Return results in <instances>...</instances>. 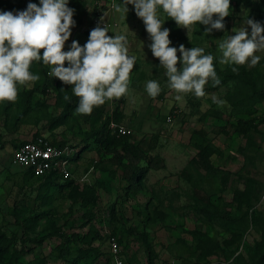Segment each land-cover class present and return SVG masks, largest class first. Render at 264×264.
I'll return each instance as SVG.
<instances>
[{
	"label": "rangeland",
	"instance_id": "obj_1",
	"mask_svg": "<svg viewBox=\"0 0 264 264\" xmlns=\"http://www.w3.org/2000/svg\"><path fill=\"white\" fill-rule=\"evenodd\" d=\"M95 1H68L75 26L64 51L71 50L73 41L84 46L98 26L92 20L98 9ZM101 1L106 9L123 5V0ZM230 5L224 29L211 33L205 32V25L188 30L178 27L158 9L159 18L165 21L163 28L176 35L169 38L170 47L179 49L180 41L185 49L203 48L205 55H213L219 80L224 77L221 72L229 76L215 87L209 80L203 98L191 93L175 98L132 4L126 5V16L113 8L105 12L107 24L99 25L108 28L109 36L124 35L128 54L135 57L127 95L94 107L89 115L79 114V98L62 81L59 88L51 85L45 92L29 94L51 70L42 60L32 63L30 71L39 80L31 87H19L15 102H0L1 263L17 259L25 264H114L117 249L126 264H264V51L256 53L260 62L252 67L221 64L218 48L235 30L246 28L248 19L264 26V1L230 0ZM18 7L16 0H0V12L15 15L23 11ZM177 55L182 56L179 51ZM177 67L182 68V63ZM151 80L161 87L155 98L146 92ZM213 96L224 103H214ZM236 98H242V103L233 106L231 100ZM69 99L71 107L66 104ZM63 111L67 113L63 122L52 127V118ZM240 119L249 121L243 131ZM112 122L131 130L130 140L153 157L152 162L142 160L146 172L139 192L127 187L123 167L112 162L111 150L89 137L103 123L111 134L120 136L111 128ZM37 134L68 146L73 153L84 144L88 147L71 161L70 174L46 179L12 161L14 144ZM200 152L218 167L216 171L201 166ZM165 184L169 187L162 188ZM87 185L93 188L86 191ZM194 190L210 199L218 211L228 212L231 219L210 220L198 213ZM93 194L96 202L87 203ZM88 209L95 213L93 219L87 216ZM15 211L31 217L27 235L35 240L22 239L26 229L16 221ZM60 227L81 232L92 227L100 236L91 242L96 251L72 263L69 259L79 253L78 247L87 246L76 244L65 252L66 259L60 258L58 245L64 243L53 234ZM27 247L34 250L16 257Z\"/></svg>",
	"mask_w": 264,
	"mask_h": 264
},
{
	"label": "clouds",
	"instance_id": "obj_2",
	"mask_svg": "<svg viewBox=\"0 0 264 264\" xmlns=\"http://www.w3.org/2000/svg\"><path fill=\"white\" fill-rule=\"evenodd\" d=\"M127 4L134 5L137 17L143 21L152 41L151 52L166 70L168 87L177 94V100L190 93L196 98L205 97L209 80L214 87L220 84L213 55H205L200 47H170V32L163 28L165 21L159 18L158 9L178 27L188 30L196 24L205 25V32L211 33L224 29L223 21L230 14V0H123L122 6L113 4L112 7L126 16ZM73 16L68 0H40V6L29 3L25 11L15 15L0 12V102H15L19 87H31L39 80L30 68L34 61L41 60L50 66V76L71 86L79 98L76 108L79 114L89 115L94 107L127 95L135 57L128 54L126 37L109 36L108 28L98 25L91 30L84 46L73 41L71 50L64 51L75 26ZM234 33L218 45L222 53L219 62L256 66L260 62L256 53L264 51V26L248 19L247 27ZM178 63H182V68L177 67ZM232 71L236 72L237 68L233 67ZM160 91L157 81L147 82L146 92L150 97H157ZM212 100L216 104L224 103L216 96Z\"/></svg>",
	"mask_w": 264,
	"mask_h": 264
},
{
	"label": "trees",
	"instance_id": "obj_3",
	"mask_svg": "<svg viewBox=\"0 0 264 264\" xmlns=\"http://www.w3.org/2000/svg\"><path fill=\"white\" fill-rule=\"evenodd\" d=\"M70 1V0H68ZM264 1V0H263ZM29 3H35L37 4V6H40V0H16V7H18L17 5H19V7L22 8L23 11H25L27 9V6ZM18 7V8H19ZM173 28H176V24L173 23ZM170 37H176V35L174 33L170 32L169 38ZM178 45H185L183 43H181L180 41H177ZM223 74V78L220 80V84H223L226 80L229 79V76H227V74L225 72H221ZM52 77L50 76H46V79L42 81V83H38L35 85L33 91L30 90L29 94H32L34 91H41V92H45L47 90V88H49L51 85H54V87H58L60 86V82L61 80L59 79H51ZM72 99L67 100V103L69 107H71V101ZM231 103L233 106H237L240 105V103H242V98H236V99H232ZM62 105V104H61ZM67 112L69 111L68 109H66ZM206 113H213L215 115H218L219 113H217L216 111L214 112L213 110H208L205 111ZM66 111H63L62 115L59 116H55L52 118V123L51 126L55 127L57 125H59L60 123L63 122V119L66 116ZM240 122V130L243 131L244 129V125L248 124L249 121L248 120H239ZM39 135V134H37ZM35 135V136H37ZM34 136V137H35ZM129 134L127 135H120V136H116L115 134H111L110 130L107 127L106 123H103L96 131H93L91 133V135H89V137L94 138L97 142H99L101 145H103L104 147H108L112 154H111V160L112 162H115L118 166L123 167V171H122V178L126 181L127 183V187L130 190H133L134 192H139L141 190V185L144 174L146 172V168H143L144 165L142 164V160H147V162H152L153 157L149 158L147 156V153L141 148L140 143H135L133 141L130 140V138L128 137ZM25 140H22L18 143L14 144V147H16L17 145H19L20 143H22ZM55 144L62 146L61 143L58 142H54ZM88 147L87 144H84L83 146H81L77 151H75V153H73V156L71 157V161L77 160L80 156L81 153ZM199 154V161L200 164H202L201 166L204 167L207 171L210 172H214L217 170L218 167H214L212 162H210L209 158L205 155L202 154L201 152L198 153ZM24 168V167H23ZM28 171H30L32 174H34L32 172L31 169L29 168H24ZM35 175V174H34ZM39 177H43L46 179H57L58 177H61L60 174L57 173H51V174H47V175H36ZM195 185V184H194ZM195 187V186H194ZM93 188L92 185H87L86 191ZM194 194V206L195 209L198 213L203 214L204 216H206L208 219L213 220V219H218V218H226V219H231L230 215L228 212H220L217 209H215L214 206H212V202L210 201V199H205L203 196H199L198 191H195ZM85 193V191H83L82 193V197L85 198V195H83ZM96 195L93 194L91 195V197H89V200L87 203H95L96 202ZM202 202V204L200 203ZM200 204V205H199ZM87 216L89 217V219H93L95 216V213L91 210L88 209L87 211ZM14 217L16 218V221L18 222V224L20 225V227H23L26 229V231H24V236L22 237V239H24L25 237H28V240H35V238H31L29 237V235H27V230L31 229V217L30 216H22L20 213H18L17 211L14 212ZM88 224V222H84V226H86ZM94 229L92 227L89 228L88 231L86 232H81L78 230H65L60 228H56L53 231L54 235H58V237H60L61 241L64 243V245L60 244L58 245V247L60 248V252L58 253V256L62 259H66V253H68L69 249L74 245L76 246V244H86V247H78L79 249V253L77 251L75 257L73 259H69L71 260L72 263H76L78 260L83 259L87 256H89L92 252L96 251V249L94 248V246L91 244L92 240L100 237L98 236V234L94 233ZM25 240V239H24ZM4 250V249H3ZM34 248L32 247H27L22 248L19 251V254L16 257H21L22 254L25 253H29L31 251H33ZM66 252V253H65ZM0 264H25L24 262H19L18 260L15 259L13 261H11L10 263H1ZM31 264V263H29ZM126 264V262H125Z\"/></svg>",
	"mask_w": 264,
	"mask_h": 264
},
{
	"label": "built area",
	"instance_id": "obj_4",
	"mask_svg": "<svg viewBox=\"0 0 264 264\" xmlns=\"http://www.w3.org/2000/svg\"><path fill=\"white\" fill-rule=\"evenodd\" d=\"M113 1L111 0L112 3ZM101 2V0L95 1L98 9L92 19L94 25L107 24V21L104 19V14L113 8L112 4L106 9ZM110 126L118 132V135H127L131 132L127 127H116L113 122ZM72 156L73 151L68 146H59L44 134H39L30 139H26L14 147L12 161L21 167L31 169L35 175L57 173L63 176L71 172ZM114 250V264H125V260L118 254L117 249Z\"/></svg>",
	"mask_w": 264,
	"mask_h": 264
},
{
	"label": "crops",
	"instance_id": "obj_5",
	"mask_svg": "<svg viewBox=\"0 0 264 264\" xmlns=\"http://www.w3.org/2000/svg\"><path fill=\"white\" fill-rule=\"evenodd\" d=\"M169 186L167 184H165V186H162V188H168Z\"/></svg>",
	"mask_w": 264,
	"mask_h": 264
}]
</instances>
